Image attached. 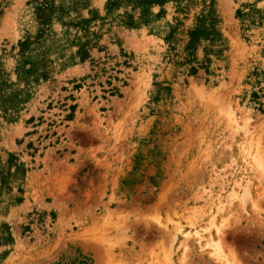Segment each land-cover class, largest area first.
<instances>
[{
  "label": "rangeland",
  "instance_id": "rangeland-1",
  "mask_svg": "<svg viewBox=\"0 0 264 264\" xmlns=\"http://www.w3.org/2000/svg\"><path fill=\"white\" fill-rule=\"evenodd\" d=\"M212 217L264 264V0H0V264H224Z\"/></svg>",
  "mask_w": 264,
  "mask_h": 264
},
{
  "label": "bare ground",
  "instance_id": "bare-ground-1",
  "mask_svg": "<svg viewBox=\"0 0 264 264\" xmlns=\"http://www.w3.org/2000/svg\"><path fill=\"white\" fill-rule=\"evenodd\" d=\"M245 120H246L245 116H241V117L234 116L230 121L233 122V125H234V128H235L236 132L237 131L238 132L241 131L243 136L246 137L248 135L249 130H248L247 126H246ZM243 150H244V147H243ZM247 154H250L249 151H247ZM250 158L253 160V162L255 161L256 165L259 168H262V162L260 160V156H259L258 151L253 157H250ZM234 194L236 195V193H234ZM246 194H247V192L245 191L243 196H242V198H241L242 200H244V196ZM219 210H222V209H218V211ZM191 225H192V223H191ZM222 227H223V221L216 225L214 223V217H212L210 219L209 226L205 230L210 231L213 228L214 232L216 234V238H213L212 234L211 235L209 234V236H210L209 240L206 241L204 246L207 247V248H210L209 254H210V256L214 257L215 260H217L219 262H223L224 264H234V261H230V260L227 259L226 255L223 253V250H222L221 245H220L219 234L221 233ZM176 232L177 233L180 232L183 235V237H188L191 234L193 237H196L198 240H200L202 238V233L200 231H194L193 233H189V232L184 233L181 230L180 226L176 227Z\"/></svg>",
  "mask_w": 264,
  "mask_h": 264
},
{
  "label": "trees",
  "instance_id": "trees-1",
  "mask_svg": "<svg viewBox=\"0 0 264 264\" xmlns=\"http://www.w3.org/2000/svg\"><path fill=\"white\" fill-rule=\"evenodd\" d=\"M153 1H155V0H153ZM157 1H159V0H157Z\"/></svg>",
  "mask_w": 264,
  "mask_h": 264
}]
</instances>
